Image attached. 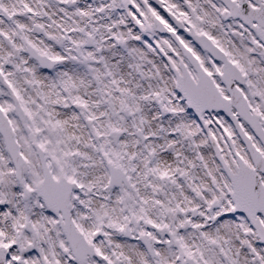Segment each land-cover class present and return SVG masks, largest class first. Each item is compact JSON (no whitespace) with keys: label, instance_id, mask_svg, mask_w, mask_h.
Segmentation results:
<instances>
[{"label":"snow or ice","instance_id":"6c2138e0","mask_svg":"<svg viewBox=\"0 0 264 264\" xmlns=\"http://www.w3.org/2000/svg\"><path fill=\"white\" fill-rule=\"evenodd\" d=\"M0 264H264V0H0Z\"/></svg>","mask_w":264,"mask_h":264}]
</instances>
